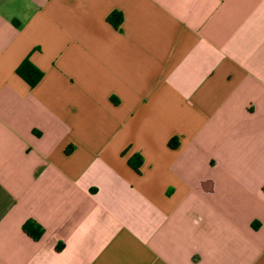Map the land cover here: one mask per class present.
<instances>
[{
	"label": "crops",
	"instance_id": "crops-1",
	"mask_svg": "<svg viewBox=\"0 0 264 264\" xmlns=\"http://www.w3.org/2000/svg\"><path fill=\"white\" fill-rule=\"evenodd\" d=\"M0 264H264V0H0Z\"/></svg>",
	"mask_w": 264,
	"mask_h": 264
},
{
	"label": "trees",
	"instance_id": "trees-1",
	"mask_svg": "<svg viewBox=\"0 0 264 264\" xmlns=\"http://www.w3.org/2000/svg\"><path fill=\"white\" fill-rule=\"evenodd\" d=\"M120 15L115 12H111L107 16V20L116 25L119 22ZM16 72L29 84L33 85L40 77L39 70L34 68L27 60H24L17 68ZM21 230L32 240H37L42 234V228L36 222L31 219L25 220L21 225ZM60 245L55 246V250L58 251Z\"/></svg>",
	"mask_w": 264,
	"mask_h": 264
}]
</instances>
